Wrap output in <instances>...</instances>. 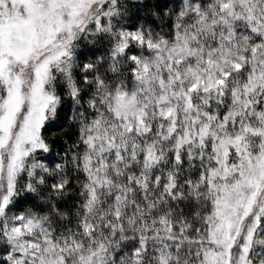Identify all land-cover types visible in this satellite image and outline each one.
Here are the masks:
<instances>
[{
	"label": "snow or ice",
	"instance_id": "1",
	"mask_svg": "<svg viewBox=\"0 0 264 264\" xmlns=\"http://www.w3.org/2000/svg\"><path fill=\"white\" fill-rule=\"evenodd\" d=\"M0 264H264V0H0Z\"/></svg>",
	"mask_w": 264,
	"mask_h": 264
},
{
	"label": "trees",
	"instance_id": "2",
	"mask_svg": "<svg viewBox=\"0 0 264 264\" xmlns=\"http://www.w3.org/2000/svg\"><path fill=\"white\" fill-rule=\"evenodd\" d=\"M154 2H155V0H148L149 4L154 3ZM131 12H132V23H134V24L139 23L140 18L143 17V15H144L143 10L140 12L139 16H137L136 9H132ZM160 12H161V19L160 20H156L155 18H152L150 20V23H152L154 26H159L161 24V21H164L165 24L167 23L166 19L163 16L164 10L160 9ZM82 50L84 51L85 57L87 59H95L96 56L100 55L104 49L101 45L98 44L96 46L87 45ZM71 115H72L71 109L68 108L66 113H65L64 119H62L56 125H54L53 129L48 131L47 134L49 136H51L52 131H56L57 137H63L64 139H69V137H71L73 135V132H74V129H72L68 123V120L71 117ZM61 125L63 126L64 131L61 130ZM69 143H71L70 139H69ZM74 184H75V182L73 181V186H74ZM72 202H73V198L69 197L67 199L66 203L61 202V208L63 209L66 206V204H71ZM31 203H35V202L33 201V202H30V204ZM26 206H29V205H26Z\"/></svg>",
	"mask_w": 264,
	"mask_h": 264
}]
</instances>
